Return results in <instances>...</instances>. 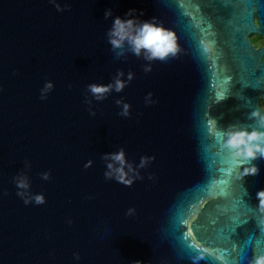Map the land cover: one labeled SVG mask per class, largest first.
I'll use <instances>...</instances> for the list:
<instances>
[{
  "label": "water",
  "instance_id": "water-1",
  "mask_svg": "<svg viewBox=\"0 0 264 264\" xmlns=\"http://www.w3.org/2000/svg\"><path fill=\"white\" fill-rule=\"evenodd\" d=\"M56 3L70 10L0 0V264H248L264 252L256 211L264 159L253 161L258 175L238 180L213 130L252 125L251 111L264 105V44L251 39L264 37V0ZM130 9L175 32L177 56L147 73L142 57L116 58L107 32ZM118 70L134 79L103 101L88 94L91 116L87 85L111 83ZM47 81L54 88L41 100ZM149 92L155 103H145ZM121 147L134 167L155 157L130 187L104 176L102 155ZM21 172L46 203L17 196Z\"/></svg>",
  "mask_w": 264,
  "mask_h": 264
},
{
  "label": "clouds",
  "instance_id": "clouds-1",
  "mask_svg": "<svg viewBox=\"0 0 264 264\" xmlns=\"http://www.w3.org/2000/svg\"><path fill=\"white\" fill-rule=\"evenodd\" d=\"M57 11L63 12L70 10V5L65 3L63 7L56 0H52ZM138 13V15H137ZM143 11L137 9H130L125 15L129 17L122 19L116 17L112 27L107 32L108 42L112 50L116 53V58L126 57L127 52L133 53L136 57H142L148 61L144 66V71H152L153 61H166L170 57L177 56L180 51L178 45V38L175 32L163 26V23L158 18L153 17L149 21L139 19ZM105 19L112 17V10L105 11ZM119 50V51H117ZM125 76L123 70H118L111 83L97 84L91 83L87 85V92L85 103L89 105V114L95 116L96 112L92 108V100L87 98L90 94L96 101L105 100L113 91L119 93L134 79L135 74L131 71L127 73V79H122ZM71 87V85H69ZM54 84L52 81H47L40 91V99L46 100L48 94L53 90ZM152 93L149 92L145 98L146 104L155 103L152 100ZM115 103L122 106L119 115L122 117L130 116L131 105L126 103L122 98L117 99ZM249 119L254 121V124H230L227 128L214 129L216 136L222 140V147L230 151L231 158L236 161V175L238 180H243L244 177L259 174V167L253 163L258 158L264 159V105L259 109H254L249 115ZM215 121H213V124ZM251 128V130H249ZM102 159L106 162L107 170L104 176L108 180H115L116 182L125 186H132L137 179H143L139 169L148 166L150 161L155 157L143 156L140 159L138 166H133L131 162L126 159L124 148H120L117 152L105 153ZM92 160L87 161L85 168L91 167ZM31 163L25 161V169H30ZM243 169L242 171L240 169ZM42 179L49 180L51 178L50 172L41 174ZM152 179V177H149ZM14 183L19 189L17 196H19L25 205L35 203L42 205L46 203L43 194H32L30 191V181L27 174L21 172L14 178ZM7 195V193H3ZM256 198L259 201L258 212L260 219L258 225L261 231H264V190L257 192ZM135 208H129L126 215H135ZM71 224L72 221L69 220ZM259 242H257V245ZM235 250V246H234ZM75 259L79 260V254H74ZM202 258V257H201ZM132 264H143V261L136 260ZM194 264H198V258H194ZM248 264H264V252H255L253 257L248 261Z\"/></svg>",
  "mask_w": 264,
  "mask_h": 264
},
{
  "label": "snow or ice",
  "instance_id": "snow-or-ice-1",
  "mask_svg": "<svg viewBox=\"0 0 264 264\" xmlns=\"http://www.w3.org/2000/svg\"><path fill=\"white\" fill-rule=\"evenodd\" d=\"M228 95H225L224 97H223V99H225L226 97H227ZM218 126V125H217ZM215 129V127L213 128V130ZM239 199V198H238ZM204 207H207V204H205L204 205ZM197 219H199V216L197 215ZM232 221L234 222V223H241L242 221H240V219H238V220H234V219H232ZM193 223H195V221H193ZM234 246H235V250H234ZM260 247V245H257V248H259ZM232 251L233 252H236L237 251V247H236V245H233L232 246Z\"/></svg>",
  "mask_w": 264,
  "mask_h": 264
},
{
  "label": "trees",
  "instance_id": "trees-1",
  "mask_svg": "<svg viewBox=\"0 0 264 264\" xmlns=\"http://www.w3.org/2000/svg\"><path fill=\"white\" fill-rule=\"evenodd\" d=\"M251 39L254 41V43H258L259 42V39H260V36L259 35H252Z\"/></svg>",
  "mask_w": 264,
  "mask_h": 264
},
{
  "label": "rangeland",
  "instance_id": "rangeland-1",
  "mask_svg": "<svg viewBox=\"0 0 264 264\" xmlns=\"http://www.w3.org/2000/svg\"><path fill=\"white\" fill-rule=\"evenodd\" d=\"M256 43V42H255ZM264 43V37L260 36L259 42L257 43L258 45H261Z\"/></svg>",
  "mask_w": 264,
  "mask_h": 264
},
{
  "label": "flooded vegetation",
  "instance_id": "flooded-vegetation-1",
  "mask_svg": "<svg viewBox=\"0 0 264 264\" xmlns=\"http://www.w3.org/2000/svg\"><path fill=\"white\" fill-rule=\"evenodd\" d=\"M252 37V36H251ZM256 45H258L257 43H255ZM264 44V43H263ZM261 105H263L262 103H261Z\"/></svg>",
  "mask_w": 264,
  "mask_h": 264
}]
</instances>
